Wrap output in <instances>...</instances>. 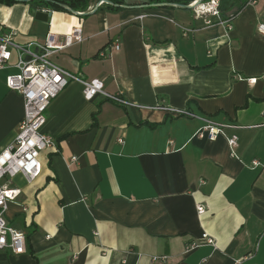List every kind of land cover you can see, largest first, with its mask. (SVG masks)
Masks as SVG:
<instances>
[{
	"label": "crops",
	"instance_id": "0c3cea01",
	"mask_svg": "<svg viewBox=\"0 0 264 264\" xmlns=\"http://www.w3.org/2000/svg\"><path fill=\"white\" fill-rule=\"evenodd\" d=\"M98 1L84 12L46 10L47 22L29 4L0 3V36L18 43L47 33L60 41L79 27L84 40L52 60L134 104L86 100L77 81L50 102L42 131L57 150L41 153L33 181L18 174L6 182L20 194L4 217L25 233L26 250H0V264H233L246 256L243 264H264V37L256 30L264 0H218L230 28L211 16L205 25L189 4ZM3 77L0 151L23 114ZM160 105L224 126L237 136L236 157L224 136L198 137L202 121Z\"/></svg>",
	"mask_w": 264,
	"mask_h": 264
},
{
	"label": "built area",
	"instance_id": "2783aa9c",
	"mask_svg": "<svg viewBox=\"0 0 264 264\" xmlns=\"http://www.w3.org/2000/svg\"><path fill=\"white\" fill-rule=\"evenodd\" d=\"M256 1L246 0V4H255ZM196 2L194 0L189 5L193 6L197 16L205 17V25L212 24L209 16L215 17L220 23H227V20L221 19L218 0H205L199 4ZM103 3H106L105 0H99L97 4ZM143 16L140 15L139 18ZM227 26L230 28L228 23ZM256 30L264 37V13L256 25ZM83 40L79 27L65 33L60 41H56L51 33H47L41 41L32 39L26 43L14 41L10 34L0 36V72L3 71L4 74V85L7 90L18 93L23 102V114L15 137L0 151V250H10L14 254H21L26 250L25 233L12 227L4 217L8 204L16 202L20 194V189L9 187L6 182L18 174L24 176L28 182L33 181L41 174V153L47 148L57 150L53 137L42 131L50 102L69 82L77 81L82 85V95L86 100L101 96L120 106H134L120 92H107L102 79H84L52 60V56L57 52L73 44L81 43ZM113 47L115 50L120 48L118 42H114ZM12 52L16 53L15 61L11 60ZM98 56L106 58L110 54L101 50ZM237 79L242 78L237 77ZM254 80L249 78L246 82L252 83ZM154 108L164 110L173 116H184L202 121L203 125L196 131V136L208 139H215L219 135L224 136L230 154L236 157L237 136L227 135L224 126L186 108L178 109L161 105L154 106ZM75 161L76 157L72 156L68 164ZM257 165L259 163L253 161V166ZM197 211L202 213L203 207L197 206ZM201 236L205 244H214L213 239L206 233H202ZM195 246L197 244L191 245L190 248ZM245 259L247 256L235 260L233 264H243Z\"/></svg>",
	"mask_w": 264,
	"mask_h": 264
},
{
	"label": "trees",
	"instance_id": "16d2710c",
	"mask_svg": "<svg viewBox=\"0 0 264 264\" xmlns=\"http://www.w3.org/2000/svg\"><path fill=\"white\" fill-rule=\"evenodd\" d=\"M94 0H29V1H24V0H0V3L5 4V5H12L15 3H25V4H29L31 9L34 10H66L63 6L75 11V10H79V11H83L87 8V6L89 5L90 2H92ZM112 3L115 4V6H118V2L117 0H111ZM116 1V2H114ZM164 3H168V4H177L179 6H187L189 3H191L194 0H162ZM246 3L243 2V4ZM242 6H239L238 9H240ZM236 10L233 14H228L227 16H222L223 19H229L231 17H233L237 11ZM221 11V9H220ZM221 15V14H220Z\"/></svg>",
	"mask_w": 264,
	"mask_h": 264
},
{
	"label": "water",
	"instance_id": "95a60500",
	"mask_svg": "<svg viewBox=\"0 0 264 264\" xmlns=\"http://www.w3.org/2000/svg\"><path fill=\"white\" fill-rule=\"evenodd\" d=\"M24 1H29V0H24ZM203 0H197L196 4L201 3ZM106 2V1H105ZM157 5H163V4H155V6ZM66 10L71 11V12H75L65 6H63ZM185 7H191V6H185ZM94 11V9L92 10V12ZM30 13L33 15L35 20L41 21V22H47L48 19L51 16V11H46V10H34V9H30Z\"/></svg>",
	"mask_w": 264,
	"mask_h": 264
}]
</instances>
